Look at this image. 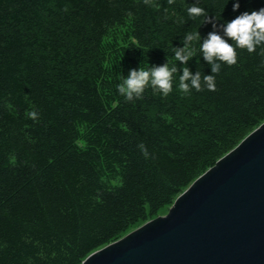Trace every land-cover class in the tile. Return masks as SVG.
Wrapping results in <instances>:
<instances>
[{
  "label": "trees",
  "instance_id": "16d2710c",
  "mask_svg": "<svg viewBox=\"0 0 264 264\" xmlns=\"http://www.w3.org/2000/svg\"><path fill=\"white\" fill-rule=\"evenodd\" d=\"M234 3L0 0V264H81L172 204L264 120L260 47L237 49L215 91L178 87L183 67L212 74L199 44L213 26L187 8L218 23L264 8ZM198 32L180 64L175 47ZM167 58L178 69L169 95L151 86L133 101L119 94L131 69Z\"/></svg>",
  "mask_w": 264,
  "mask_h": 264
},
{
  "label": "water",
  "instance_id": "95a60500",
  "mask_svg": "<svg viewBox=\"0 0 264 264\" xmlns=\"http://www.w3.org/2000/svg\"><path fill=\"white\" fill-rule=\"evenodd\" d=\"M81 264H264V120L169 205Z\"/></svg>",
  "mask_w": 264,
  "mask_h": 264
},
{
  "label": "clouds",
  "instance_id": "9594fccd",
  "mask_svg": "<svg viewBox=\"0 0 264 264\" xmlns=\"http://www.w3.org/2000/svg\"><path fill=\"white\" fill-rule=\"evenodd\" d=\"M150 0H144L148 4ZM174 3V0H168ZM240 7L239 0H235L233 11ZM190 18L203 17L204 24H212L213 31L209 32L206 38L199 44V51L202 58L211 67V75L201 74L199 70L195 73L189 67L182 68L179 76V89L188 94L192 89L197 92L216 90V75L221 71L222 64L233 66L237 63V49L247 50L250 54L256 52L257 47L261 48V55H264V8L258 11L244 12L225 23H218L220 19L210 16L205 9L199 6L187 8ZM222 33V34H221ZM201 34L188 33L182 40L183 47H175L174 57L176 61L184 65L189 63L192 58L193 42L200 41ZM229 40L232 43H229ZM178 71L175 64L170 66V61L163 65H151L145 69H131L127 76H124L117 85V90L126 101H133L142 97L145 89L149 86L153 90L159 91L163 96L169 95L173 88V74ZM180 71V69H179ZM31 118L35 119L37 114L32 112ZM147 156V150L143 144L138 145Z\"/></svg>",
  "mask_w": 264,
  "mask_h": 264
},
{
  "label": "rangeland",
  "instance_id": "374dc122",
  "mask_svg": "<svg viewBox=\"0 0 264 264\" xmlns=\"http://www.w3.org/2000/svg\"><path fill=\"white\" fill-rule=\"evenodd\" d=\"M168 208H169V205H166L158 213H165L168 210Z\"/></svg>",
  "mask_w": 264,
  "mask_h": 264
}]
</instances>
